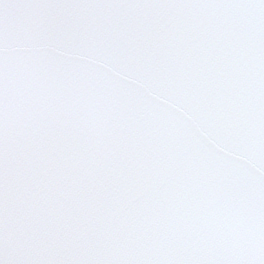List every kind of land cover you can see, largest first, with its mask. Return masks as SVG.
Instances as JSON below:
<instances>
[{"label": "snow or ice", "instance_id": "obj_1", "mask_svg": "<svg viewBox=\"0 0 264 264\" xmlns=\"http://www.w3.org/2000/svg\"><path fill=\"white\" fill-rule=\"evenodd\" d=\"M0 264H264V0H0Z\"/></svg>", "mask_w": 264, "mask_h": 264}]
</instances>
